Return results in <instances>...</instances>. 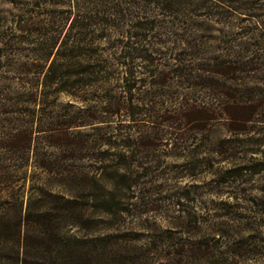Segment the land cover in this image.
Listing matches in <instances>:
<instances>
[{
  "label": "rangeland",
  "instance_id": "obj_1",
  "mask_svg": "<svg viewBox=\"0 0 264 264\" xmlns=\"http://www.w3.org/2000/svg\"><path fill=\"white\" fill-rule=\"evenodd\" d=\"M0 169L84 202L94 264H264V0H0Z\"/></svg>",
  "mask_w": 264,
  "mask_h": 264
},
{
  "label": "trees",
  "instance_id": "obj_2",
  "mask_svg": "<svg viewBox=\"0 0 264 264\" xmlns=\"http://www.w3.org/2000/svg\"><path fill=\"white\" fill-rule=\"evenodd\" d=\"M55 61L53 58L47 70L31 77L29 69L21 72L22 82L34 89L53 87L55 93L63 91L70 75L54 71L53 67L58 65ZM56 138L70 150L71 139L63 135ZM20 142L26 147L31 144V130L23 132ZM71 150L75 152L76 148ZM41 164L55 180H62L72 172L60 163L52 165L44 160ZM25 175L23 171L0 169V264H94L95 259L98 261L96 243L89 244L86 234L80 233L85 228L84 202L44 186L37 187L36 191L32 185L30 191H24ZM37 177L33 176V181ZM64 227L73 229V233H64Z\"/></svg>",
  "mask_w": 264,
  "mask_h": 264
}]
</instances>
